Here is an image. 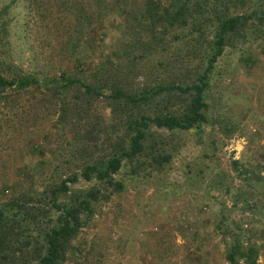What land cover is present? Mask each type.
Instances as JSON below:
<instances>
[{
  "label": "rangeland",
  "instance_id": "374dc122",
  "mask_svg": "<svg viewBox=\"0 0 264 264\" xmlns=\"http://www.w3.org/2000/svg\"><path fill=\"white\" fill-rule=\"evenodd\" d=\"M94 1L0 0V17L5 18L0 21V62L8 61L41 79L73 69L88 80L105 64L118 66L115 52L123 54L129 37L123 29L134 24L123 21L125 16L133 18L124 9L117 10V16L107 10L106 25L117 29L100 46L92 43L91 49L80 45L76 50L84 64L76 67L70 62V42L78 35L67 8L83 6L91 15L104 14L101 3ZM102 1L107 7L112 3ZM141 11L140 4L135 12ZM258 11H264V0H246L245 8L233 12ZM214 32L203 31L199 46L192 39L173 43L175 48L160 65L125 64L118 72L120 81L137 93L155 86L158 79L176 80L177 66L194 79ZM189 50L197 56L181 66L168 65L177 52L185 56ZM209 85L206 124L171 133L151 127L157 140L167 142L168 165L154 170L153 162L149 165L139 158L135 164L141 167L136 166L135 174L124 162L114 176L123 185L122 192L79 179L68 186L69 192L56 196L59 204L99 192L91 221L72 243L84 255L78 263L67 257L64 264H228L226 255L235 241L243 248H255L256 264H264V22L251 20L241 35L231 39L215 63ZM86 107L82 90L60 96L48 93L42 84L26 93L10 90L0 95V213H17L26 223L20 229L10 223L17 237L10 240L16 247L27 230L29 245L44 242V231L60 216L52 207L54 189L75 166L107 153L108 148L93 143L94 131L102 137L112 123L123 133L122 126L112 121L105 99L93 106L100 117L93 121L102 122L92 121L90 129L73 132L68 121L60 122V108ZM177 109L175 105L170 110ZM165 112L162 107L156 111Z\"/></svg>",
  "mask_w": 264,
  "mask_h": 264
},
{
  "label": "trees",
  "instance_id": "16d2710c",
  "mask_svg": "<svg viewBox=\"0 0 264 264\" xmlns=\"http://www.w3.org/2000/svg\"><path fill=\"white\" fill-rule=\"evenodd\" d=\"M94 2L101 3L104 14L91 15L83 6L69 5L67 8L77 27L74 34L78 35L70 42L72 51L70 62L76 67L84 64L83 59L75 55L76 50L80 45L88 46L90 49L92 43L100 46L110 31L117 29L113 27L114 24L106 25L108 16L110 14L117 16V10L124 9L123 11L131 13L133 18L125 16L123 21L128 25L133 22L134 24L131 28L126 26L123 29V35L129 37L123 54L120 52L122 56L115 52L118 66L110 67L105 64L94 71L88 80L72 73L73 69L68 70L70 73L62 70L59 77L41 79L38 74H27L12 63L2 61L0 95L10 90L26 93L40 84L45 86L48 93L56 92L60 96L82 90L87 99V107L81 111L60 108L58 111L60 122L68 121V127L73 132L75 129H90L93 118L99 117L93 106L100 99H105L111 107L112 121L122 126L123 133L120 134L112 123L102 137L100 132L94 131L93 143L98 142L104 150L108 148V151L105 155L93 157L91 161L75 166L69 173L71 176L64 178L54 189L52 207L60 216L53 227L44 231L42 244L37 242L35 246L29 245L30 231L27 230L23 236L25 239L16 247L13 240H10L12 237L17 238L10 223H14L17 229L26 223L17 213H0V264H64L67 257L78 263L84 253L72 243L91 221V214L95 209L93 204L99 192L91 191L68 203L59 204L56 196L69 192L68 186L77 184L79 179L86 182L95 180L103 190L112 189V193H120L123 191V185L115 182L114 176L118 174L124 162L130 163L131 171L135 174L139 173L137 167H141L135 164L139 162V158L149 165L153 162L157 166L153 168L154 170L168 165L170 159L165 154L168 151L167 142L157 140L151 132V127L171 133L188 132L206 124L208 105L205 103V94L209 90L210 76L217 59L231 39L246 30L251 20H256L259 25L264 22V11L240 15L233 12L245 8L246 0H167L164 4L159 0H111L109 7L104 5L102 0ZM140 4L142 11L136 13L135 8ZM107 10L110 11L108 15ZM2 19H5L3 15L0 21ZM123 26L121 24L118 28ZM208 29L215 31L213 42L208 47L206 58L199 65L200 70L197 69L194 79L188 78V75L178 70L177 66L176 80L170 79L168 82L158 79L155 86L143 88L137 93L131 92L120 81L122 77L118 76V72L125 64L155 62L156 65H160L175 48L173 43L192 39L191 42L199 46L204 39L203 31ZM138 33L142 35L139 38L136 37ZM196 56L192 50L185 56L177 52L173 62L168 65L181 66L184 61ZM183 77L186 82H183ZM175 105L178 109L172 112L170 109ZM160 107L166 112L156 113ZM93 122L98 124L102 121ZM77 170L79 171L76 172ZM249 194L253 196L252 193ZM220 226L221 222L217 228ZM257 257L255 248H243L239 241H235L230 246L226 261L228 264H256Z\"/></svg>",
  "mask_w": 264,
  "mask_h": 264
}]
</instances>
